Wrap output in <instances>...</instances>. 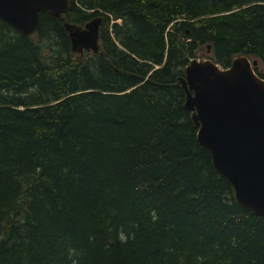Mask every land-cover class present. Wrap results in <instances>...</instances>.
<instances>
[{
	"label": "trees",
	"instance_id": "1",
	"mask_svg": "<svg viewBox=\"0 0 264 264\" xmlns=\"http://www.w3.org/2000/svg\"><path fill=\"white\" fill-rule=\"evenodd\" d=\"M98 15L103 54L50 12L29 37L0 18V264H264V215L180 81L195 58L264 60V0H72L65 18Z\"/></svg>",
	"mask_w": 264,
	"mask_h": 264
},
{
	"label": "water",
	"instance_id": "2",
	"mask_svg": "<svg viewBox=\"0 0 264 264\" xmlns=\"http://www.w3.org/2000/svg\"><path fill=\"white\" fill-rule=\"evenodd\" d=\"M71 5L72 0H0V18L29 37L39 30L41 13L50 12L63 22L74 53L101 52L104 16L85 24L67 21ZM257 63L242 55L222 68L195 58L180 81L198 139L211 150L216 169L233 186L237 202L264 215V78Z\"/></svg>",
	"mask_w": 264,
	"mask_h": 264
},
{
	"label": "rangeland",
	"instance_id": "3",
	"mask_svg": "<svg viewBox=\"0 0 264 264\" xmlns=\"http://www.w3.org/2000/svg\"><path fill=\"white\" fill-rule=\"evenodd\" d=\"M200 60H205V59H202V58H198ZM257 59L258 63H257V67H258V70L260 72H263L264 73V60H261L259 58H255V57H251V60H255Z\"/></svg>",
	"mask_w": 264,
	"mask_h": 264
},
{
	"label": "bare ground",
	"instance_id": "4",
	"mask_svg": "<svg viewBox=\"0 0 264 264\" xmlns=\"http://www.w3.org/2000/svg\"><path fill=\"white\" fill-rule=\"evenodd\" d=\"M251 58V57H250ZM223 68V67H222Z\"/></svg>",
	"mask_w": 264,
	"mask_h": 264
}]
</instances>
